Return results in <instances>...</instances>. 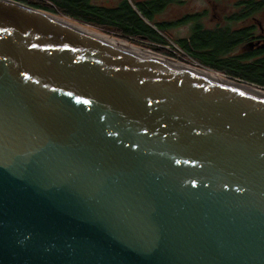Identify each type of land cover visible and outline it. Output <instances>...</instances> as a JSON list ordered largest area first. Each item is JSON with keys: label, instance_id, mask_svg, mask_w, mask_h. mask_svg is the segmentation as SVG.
Listing matches in <instances>:
<instances>
[{"label": "water", "instance_id": "water-1", "mask_svg": "<svg viewBox=\"0 0 264 264\" xmlns=\"http://www.w3.org/2000/svg\"><path fill=\"white\" fill-rule=\"evenodd\" d=\"M71 22L0 0V264H264V86Z\"/></svg>", "mask_w": 264, "mask_h": 264}, {"label": "flooded vegetation", "instance_id": "flooded-vegetation-1", "mask_svg": "<svg viewBox=\"0 0 264 264\" xmlns=\"http://www.w3.org/2000/svg\"><path fill=\"white\" fill-rule=\"evenodd\" d=\"M124 1L133 14L141 10L150 13L151 27L159 31L162 41L183 44L197 57L217 61H209L214 68H223L225 65L218 62L227 61L244 70L242 67L264 59V0H89L91 11L100 13L89 14V18L101 19L102 26L114 27L118 24L116 19L107 16V20H102V16ZM125 37L136 41L133 36Z\"/></svg>", "mask_w": 264, "mask_h": 264}, {"label": "trees", "instance_id": "trees-1", "mask_svg": "<svg viewBox=\"0 0 264 264\" xmlns=\"http://www.w3.org/2000/svg\"><path fill=\"white\" fill-rule=\"evenodd\" d=\"M36 9H40L46 11L48 13H52L61 17H66L69 20L93 27L102 29L104 32L108 33V35H114L118 39H124L128 43L134 45H143L148 47V42H156L165 44L167 42L161 40V36L156 32L144 19L145 17L148 20H151V15L147 11L141 10L140 13L133 14L129 9L131 6L124 1L120 5L119 8L115 10H109L108 13L103 14L102 20H107L110 16V19H116L118 24L114 27H105L102 26L101 19L97 18H89V14H96L100 16L99 12L91 11L89 8V0H16ZM92 19V20H90ZM78 24V22H77ZM80 24V25H81ZM83 25V26H84ZM126 36H133L136 38V41L132 39H127ZM181 50H183L190 58L194 61L200 63L203 66H209L213 71H217L221 74H225L230 77L241 78L248 82L255 83L257 85L264 86V59L256 62L254 65L251 66H244L242 67L244 70L240 69L239 66H233L230 62L227 61H220L221 66L223 68H214L210 66V62H217L213 59L204 58L201 59L197 57L195 54L190 53L183 44L176 43ZM154 51H162L168 52L162 48L152 47ZM227 67V68H224ZM238 70L242 71L244 74L242 75H234L230 73L228 70Z\"/></svg>", "mask_w": 264, "mask_h": 264}, {"label": "bare ground", "instance_id": "bare-ground-1", "mask_svg": "<svg viewBox=\"0 0 264 264\" xmlns=\"http://www.w3.org/2000/svg\"><path fill=\"white\" fill-rule=\"evenodd\" d=\"M66 19V18H65ZM69 20V19H68ZM72 23V22H71ZM73 25H75L76 27L88 32L89 34L91 35H94L104 41H106L107 43H110V44H113V45H116V46H119V47H122L124 48L125 50L131 52V53H134V54H137V55H140V56H143V57H153V58H158V59H162L163 58H166V57H163V58H159L160 55H156L154 53H152L151 51L147 50V49H144L142 47H139V46H133L131 44H129L128 42L124 41V40H121V39H117L115 37H112V36H109V35H104V33H99V32H96L87 28L86 26H80V25H77L76 23H72ZM168 59V58H167ZM166 60V59H165ZM167 61V60H166ZM171 66H174V67H186V68H192V69H198L199 71H201L202 73H207L213 77H216L218 79H221L223 81H231V82H234L232 81L231 79L229 78H226L212 70H208V69H200V68H193V67H187L185 65H182V64H179L178 62L176 61H173V60H168L167 61Z\"/></svg>", "mask_w": 264, "mask_h": 264}, {"label": "built area", "instance_id": "built-area-1", "mask_svg": "<svg viewBox=\"0 0 264 264\" xmlns=\"http://www.w3.org/2000/svg\"><path fill=\"white\" fill-rule=\"evenodd\" d=\"M164 48H166L168 50V52H165V53L168 55H171L173 61H176L179 64H182V65H185L188 67L203 68V67H201V65L198 64V62H196L192 58H190L183 50H181L177 45H175L171 41H168L166 43V45H164Z\"/></svg>", "mask_w": 264, "mask_h": 264}, {"label": "rangeland", "instance_id": "rangeland-1", "mask_svg": "<svg viewBox=\"0 0 264 264\" xmlns=\"http://www.w3.org/2000/svg\"><path fill=\"white\" fill-rule=\"evenodd\" d=\"M116 1H118V0H116ZM64 18H66V17H64ZM66 19H68V18H66ZM143 19L150 25V26H152V22L150 21V20H148V19H146L145 17H143ZM71 21V20H70ZM73 22V21H72ZM77 22H78V24H81V23H79V21H77L76 20V22H74V23H76L77 24ZM84 24H81V26H83ZM84 26H86L87 28H89V29H91V30H93V31H95L96 30V32H99V33H104V35H108V33H106V32H104L102 29H96V28H93V27H90V26H87V25H84ZM159 32V31H158ZM109 36H112V37H115L114 35H110L109 34ZM116 38V37H115ZM118 39V38H117ZM127 42V41H126ZM148 44H149V46L148 47H146V46H143V45H133V46H139V47H142V48H144V49H147V50H149V51H153L152 53H159V54H161V55H163L164 57H166V58H163V57H161V56H159V58L161 57V58H163V60H169V59H172V56L171 55H168V54H166L165 52H162V51H160V52H157V51H154V49H152V47H158V48H162V49H164V50H166V51H168L166 48H164V45H166V43L165 44H162V43H156V42H148ZM167 47V46H166ZM168 48V47H167ZM154 53V54H155ZM157 55V54H156ZM167 58H169V59H167ZM173 60V59H172ZM212 70V69H211ZM238 79H241V78H238ZM244 80V79H243ZM246 81V80H245ZM248 82V81H247ZM255 84V83H254Z\"/></svg>", "mask_w": 264, "mask_h": 264}]
</instances>
